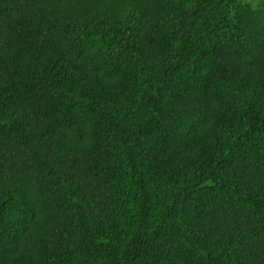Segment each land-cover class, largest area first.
<instances>
[{"label":"trees","instance_id":"1","mask_svg":"<svg viewBox=\"0 0 264 264\" xmlns=\"http://www.w3.org/2000/svg\"><path fill=\"white\" fill-rule=\"evenodd\" d=\"M0 264H264V0H0Z\"/></svg>","mask_w":264,"mask_h":264}]
</instances>
